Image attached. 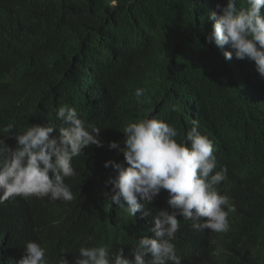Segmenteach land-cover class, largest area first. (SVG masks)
Instances as JSON below:
<instances>
[{"label": "trees", "instance_id": "trees-1", "mask_svg": "<svg viewBox=\"0 0 264 264\" xmlns=\"http://www.w3.org/2000/svg\"><path fill=\"white\" fill-rule=\"evenodd\" d=\"M217 4L227 0H0V136L8 123L23 133L32 123L55 122L60 103L75 107L86 125L117 133L123 116L101 112L81 84L87 78L102 77L125 103L129 119L158 116L173 126L188 106L201 103L209 111V129L219 127L237 145L242 177L229 175L227 184H242L233 191L240 215L231 231L209 235L191 264H262L249 249L264 242V77L250 59L226 62L225 46L206 39ZM120 50V60L105 61ZM137 88L145 90L139 105ZM19 204L32 207L36 217L33 224L20 223L14 244L42 239L51 247L50 233L76 251L84 244L77 234V219L89 213L82 194L72 201ZM94 205L88 244L118 249L126 244L119 228L140 232L143 220L133 222L125 209L110 208L108 197L96 195Z\"/></svg>", "mask_w": 264, "mask_h": 264}, {"label": "clouds", "instance_id": "clouds-1", "mask_svg": "<svg viewBox=\"0 0 264 264\" xmlns=\"http://www.w3.org/2000/svg\"><path fill=\"white\" fill-rule=\"evenodd\" d=\"M237 4L238 0H227L224 6L216 5L219 11L211 12L214 23L206 39L225 46L226 62L250 59L264 77V0H243L239 8ZM122 55L121 50L114 52L105 61L115 62ZM81 84L97 99L102 113L123 116L118 131L86 125L67 103H60L53 123H32L23 133H17L12 123L3 127L0 236L5 242L0 244V260L7 264H191L202 255L208 236L228 234L231 222L240 215L233 191L242 183L227 184L229 175L242 177L237 145L219 127L209 129V111L201 103L188 106L172 126L158 116L127 118L125 103L114 98L102 77ZM144 92L135 90L138 105L144 103ZM262 169L258 166L250 180ZM75 193L83 195L89 209L88 215L77 219L84 242L77 251L52 233L51 247L42 239L30 240L25 247L14 244L18 223L36 217L35 210L23 208L19 200L37 199L43 205L72 201ZM96 195L108 197L110 208L125 209L131 221L143 220L139 233L118 229L133 248L87 243L92 238L89 216ZM253 250L264 253V242L249 249L250 257L261 261Z\"/></svg>", "mask_w": 264, "mask_h": 264}, {"label": "bare ground", "instance_id": "bare-ground-1", "mask_svg": "<svg viewBox=\"0 0 264 264\" xmlns=\"http://www.w3.org/2000/svg\"><path fill=\"white\" fill-rule=\"evenodd\" d=\"M150 116H151V115H149V118H151ZM95 182H96V181H95ZM31 223L33 224V221H31ZM17 226L20 227V230H21V225H20V223H18ZM20 230H19V231H20ZM19 231H18V232H19ZM18 232H17V235L19 234ZM77 234H79V232H78ZM10 236H11V235H9V239H10ZM124 246H127V247L130 246V247H132V248L134 247V245H133L132 243H130V242H126V244H125ZM75 249H76V248H75ZM260 262H261L262 264H264V259H263V260L261 259Z\"/></svg>", "mask_w": 264, "mask_h": 264}, {"label": "rangeland", "instance_id": "rangeland-1", "mask_svg": "<svg viewBox=\"0 0 264 264\" xmlns=\"http://www.w3.org/2000/svg\"><path fill=\"white\" fill-rule=\"evenodd\" d=\"M252 254L261 257L262 260L264 259V253L258 252L257 250H253Z\"/></svg>", "mask_w": 264, "mask_h": 264}]
</instances>
